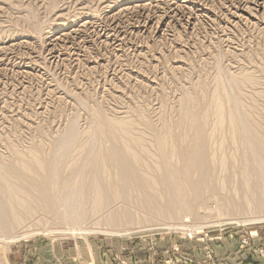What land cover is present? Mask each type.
I'll use <instances>...</instances> for the list:
<instances>
[{
    "label": "rangeland",
    "instance_id": "obj_1",
    "mask_svg": "<svg viewBox=\"0 0 264 264\" xmlns=\"http://www.w3.org/2000/svg\"><path fill=\"white\" fill-rule=\"evenodd\" d=\"M241 113L264 136V0H0V264H264Z\"/></svg>",
    "mask_w": 264,
    "mask_h": 264
},
{
    "label": "bare ground",
    "instance_id": "obj_2",
    "mask_svg": "<svg viewBox=\"0 0 264 264\" xmlns=\"http://www.w3.org/2000/svg\"><path fill=\"white\" fill-rule=\"evenodd\" d=\"M217 82V81H216ZM208 87V86H207ZM218 88V87H217ZM219 90V89H218ZM214 92V91H213ZM218 93H220L219 91H218ZM224 94V93H223ZM211 96V95H210ZM211 99V98H210ZM222 99V98H221ZM214 101H216L215 99H213ZM212 100V101H213ZM220 100V99H219ZM223 100V99H222ZM207 101V100H206ZM212 101H210V102H212ZM224 101V100H223ZM219 101L217 100V103H218ZM221 103H222V101H220ZM191 103V102H190ZM201 103V102H200ZM203 103V102H202ZM186 104H188L187 102H186ZM192 104V103H191ZM212 104H213V102H212ZM212 104H210V105H212ZM223 104V103H222ZM194 105V104H193ZM203 105H204V103H203ZM202 105V106H203ZM189 106V105H188ZM187 106V107H188ZM192 106V105H191ZM200 106V105H199ZM194 107V106H193ZM201 107V106H200ZM220 107H222L221 106V104H220ZM220 107H219V109H220ZM189 109H190V107H188ZM223 108V107H222ZM204 109H206V108H204ZM210 109V108H209ZM212 109V108H211ZM224 109V108H223ZM222 109V110H223ZM198 110V109H197ZM208 110V109H207ZM221 110V109H220ZM185 113V112H184ZM206 114V113H205ZM243 114H245L244 112H243ZM243 114L241 113L239 116L237 115L236 117L238 118V120L236 121V123H235V125L237 126V124L238 123H242V128H243V130L245 129V128H247L246 129V131L244 132V134L247 136V137H249V139H251V140H249L248 142H250V141H252L253 142V144H254V141L255 140H257V141H261V143L260 144H263V145H260V148L261 147H263L264 148V139L262 138V137H264V136H258V138H256L257 136V130H255V129H253L254 127H252L254 124H251V122H249L248 121V118L246 119L244 116H243ZM247 114V113H246ZM193 115H195L194 116V119L196 118V120L199 122H202L203 121V119H204V117L205 116H203V112L201 111H197V113L195 114V113H193ZM234 116V115H233ZM236 118V119H237ZM95 120V119H94ZM106 119H104V118H100L97 122H96V126H95V128L97 129V131H99V134H101V135H106V136H104V137H106L108 140H110V141H107V143L110 145V154H112L113 156H111L112 157V159L111 160H113L116 164H117V167H120L121 168V165H126V164H124V157H125V155H126V153H125V155L124 156H122V158H120V156H121V154L123 153L124 154V152L122 151V149L120 150V148H118V147H116L115 145H114V136L116 135V133H114V131H113V133H114V135H111V134H109L111 137V139L108 137V135L107 134H105L104 132H105V130H102V129H106V126L108 125V121L106 120ZM248 121L247 123H249V125H245V128H244V123H245V121ZM196 121V122H197ZM235 121V120H234ZM251 121H253L252 119H251ZM195 122V121H194ZM238 122V123H237ZM244 122V123H243ZM253 123V122H252ZM204 124V123H203ZM246 124V123H245ZM113 125V124H112ZM115 125V124H114ZM234 125V126H235ZM238 126H240V125H238ZM113 128V127H112ZM237 129L239 128V127H236ZM255 128H257V127H255ZM96 129H94V130H96ZM113 129H115V128H113ZM240 129H241V126H240ZM75 130V129H74ZM104 131V132H103ZM111 131V130H110ZM259 131V130H258ZM261 131V130H260ZM109 131H107V133H108ZM241 131H239L238 133H240ZM69 133H72V132H69ZM77 133V132H76ZM112 133V134H113ZM128 133V132H127ZM72 134H75L74 132L72 133ZM93 135H94V133H92ZM99 134L97 133L96 135H98L99 136ZM241 134H243V133H241ZM92 135V136H93ZM263 135V134H262ZM241 136V135H240ZM246 136H244V137H246ZM76 137V136H75ZM114 137V138H113ZM243 137V136H242ZM243 137V138H244ZM246 137V138H247ZM97 138H99V137H97ZM124 138V137H123ZM130 138V137H129ZM162 138V137H161ZM260 138V139H259ZM105 139V138H104ZM106 139V140H107ZM117 139V138H116ZM121 139V138H120ZM262 139V140H261ZM112 140H114V141H112ZM200 140V139H199ZM105 141V140H104ZM159 141V140H158ZM195 141H197V140H195ZM73 142H74V140H73ZM72 142V143H73ZM245 142V141H244ZM68 143V142H67ZM66 143V144H67ZM72 143L70 144L71 146H72ZM104 143V142H103ZM200 143V142H199ZM191 144H193V143H191ZM247 144V143H246ZM76 145V144H75ZM100 145H102V144H100ZM200 144H198V146H199ZM249 145V144H248ZM251 145H252V143H251ZM258 145V144H257ZM256 144H255V146H256V148L254 147V150L256 149L257 151H258V146H257ZM95 146V145H94ZM119 146V145H118ZM128 146V145H127ZM192 146V145H191ZM197 146V147H198ZM194 147H196V146H192V148H191V151L192 152H195L194 150H196ZM201 147V146H200ZM71 148V147H70ZM73 148H74V146H73ZM95 148V147H94ZM133 148V147H132ZM185 148V147H184ZM187 148V147H186ZM199 148V147H198ZM202 148V147H201ZM63 149V148H62ZM72 149V148H71ZM88 149V148H87ZM189 148H187V150H188ZM246 149V148H245ZM248 149V148H247ZM246 149V150H247ZM253 149V148H252ZM64 150V149H63ZM186 150V151H187ZM250 150V149H249ZM262 150V149H261ZM71 151V150H70ZM183 151H185L184 149H183ZM182 151V152H183ZM199 151H201V150H199ZM120 152H122V153H120ZM127 152V151H126ZM191 152V153H192ZM201 152H203V151H201ZM200 152V153H201ZM205 152V151H204ZM54 153V152H53ZM102 153V152H101ZM104 153V152H103ZM109 153V152H108ZM180 153V152H179ZM187 153V152H186ZM189 153V152H188ZM196 153V152H195ZM195 153H193L192 155L193 156H195L194 154ZM258 152H256V154H257ZM261 153V152H260ZM122 154V155H123ZM140 154V153H139ZM183 154V153H182ZM185 154V153H184ZM198 154V153H197ZM54 156H55V154H53ZM52 155V156H53ZM84 155V154H83ZM82 155V156H83ZM85 155H87V153L85 154ZM89 155V154H88ZM100 155V154H99ZM98 155V156H99ZM187 155V154H186ZM189 155V154H188ZM259 155V154H258ZM95 156V155H94ZM102 156V155H101ZM108 156H109V154H108ZM182 156V155H181ZM196 156H198V155H196ZM263 157L262 158H264V149H263V155H262ZM57 157V156H56ZM86 157V156H85ZM96 157V156H95ZM187 157V156H186ZM198 157H200V156H198ZM204 157V156H203ZM60 158V157H59ZM103 158V157H102ZM180 158V157H179ZM191 158V157H190ZM202 158V157H201ZM31 159V158H30ZM107 159V158H106ZM105 159V160H106ZM135 159V158H134ZM162 159V158H161ZM164 159V158H163ZM182 159H183V157H182ZM187 159V158H186ZM189 159V158H188ZM187 159V160H188ZM197 159V158H196ZM203 159V158H202ZM58 160V159H57ZM99 160V159H98ZM97 160V161H98ZM167 160V159H166ZM190 160V159H189ZM188 160V161H189ZM199 160V159H198ZM241 160V159H240ZM64 161V160H63ZM97 161H96V159L95 158H89L87 161H85L84 163H85V165H83L81 162V165H83L81 168H79V167H77L76 168V171L77 170H79L80 172H81V174L82 173H84L85 171H89V173H90V175H92V176H94V178H95V180H98L99 181V178H100V175H101V169H100V165L98 166L97 164ZM107 161H108V159H107ZM106 161V162H107ZM123 161V164L121 163ZM183 161V160H182ZM191 162L192 161H195V159L194 160H190ZM57 162V163H56ZM56 162H54V163H48V162H46V161H44V167H45V169L47 170H50V172H52L51 170H58V168H59V161H56ZM104 162V161H103ZM108 162H110V161H108ZM125 162H127L126 161V159H125ZM167 162V161H166ZM241 162V161H240ZM262 162V161H261ZM13 163V162H12ZM11 163V164H12ZM78 163V162H77ZM80 163H78L79 165H80ZM101 163V162H100ZM2 164V163H1ZM53 164V165H52ZM109 164V163H108ZM111 164V163H110ZM186 165H191V164H187V163H185ZM192 164H194V163H192ZM261 164V163H260ZM6 165V164H5ZM14 165V164H13ZM106 165V164H105ZM242 165V164H241ZM262 165V164H261ZM7 166V165H6ZM43 166V165H42ZM126 166H128V163H127V165ZM135 166V165H134ZM200 166V165H199ZM202 166V165H201ZM40 167V166H39ZM50 167H51V169H50ZM76 167V166H75ZM104 167V164H103V166H102V168ZM167 167V166H166ZM187 167H189V166H187ZM191 167H193V166H191ZM190 167V168H191ZM19 168V167H18ZM22 168V167H21ZM112 168V167H111ZM110 168V169H111ZM113 168H115V167H113ZM129 168V167H128ZM88 169V170H87ZM109 169V168H108ZM36 170V169H35ZM34 170V171H35ZM42 170V169H41ZM47 170V171H48ZM129 170V169H128ZM133 170V169H132ZM183 170V169H182ZM2 171V169L0 168V172ZM3 171H5V174H6V172H8L9 174H12L13 175V177H16V178H21V176H19L20 175V173H21V170L20 169H16V168H12V169H8V170H3ZM39 171V170H38ZM47 171H46V173H47ZM120 171V170H119ZM181 171V170H180ZM37 172V171H36ZM7 173V174H8ZM49 173V172H48ZM52 173H54V172H52ZM51 173V174H52ZM103 173V172H102ZM65 174V173H64ZM55 175H57V173L55 174ZM70 176H69V180L71 179V177H72V174H69ZM11 176V175H10ZM62 176V175H61ZM85 176V175H84ZM36 178V177H35ZM47 178V177H46ZM57 178H60V176H58ZM64 178V177H63ZM62 178V179H63ZM102 180V179H101ZM55 181V180H54ZM70 182V181H69ZM83 182V181H82ZM11 183V182H10ZM91 183V182H90ZM6 184H8V183H6ZM31 184V183H30ZM72 184V183H71ZM87 184V183H86ZM98 184V183H97ZM34 185V184H33ZM38 185V184H37ZM36 185V186H37ZM27 186V185H26ZM32 186V185H31ZM35 186V185H34ZM40 186V185H39ZM57 186V185H56ZM82 186V185H81ZM1 187V189L4 187L3 185L2 186H0ZM14 187V186H13ZM28 187V186H27ZM41 187V186H40ZM46 187V186H45ZM50 187V186H49ZM61 187V186H60ZM19 188V187H18ZM31 188V187H30ZM43 188V187H42ZM52 188V187H51ZM23 189V188H22ZM28 189V188H27ZM49 189V188H48ZM20 190V189H19ZM24 190V189H23ZM58 191V190H57ZM62 191V190H61ZM24 192V191H23ZM54 192V191H53ZM14 193V192H13ZM16 193V192H15ZM51 193V192H50ZM53 195V194H52ZM56 195V194H55ZM36 197V196H35ZM70 217H71V219H73V220H79L80 218V216L79 215H77L76 213H73V211H71L69 214H68ZM80 221V220H79ZM2 222V221H1ZM0 222V223H1ZM3 223H5V222H3ZM1 228L3 229V226H1Z\"/></svg>",
    "mask_w": 264,
    "mask_h": 264
}]
</instances>
